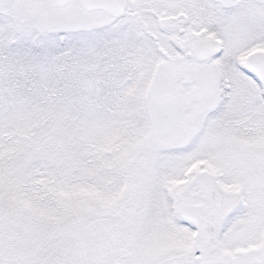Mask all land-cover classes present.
Here are the masks:
<instances>
[{"label":"snow or ice","instance_id":"obj_1","mask_svg":"<svg viewBox=\"0 0 264 264\" xmlns=\"http://www.w3.org/2000/svg\"><path fill=\"white\" fill-rule=\"evenodd\" d=\"M0 264H264V0H0Z\"/></svg>","mask_w":264,"mask_h":264}]
</instances>
